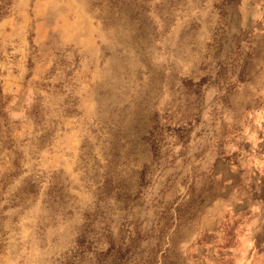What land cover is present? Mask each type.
<instances>
[{
	"label": "rangeland",
	"instance_id": "obj_1",
	"mask_svg": "<svg viewBox=\"0 0 264 264\" xmlns=\"http://www.w3.org/2000/svg\"><path fill=\"white\" fill-rule=\"evenodd\" d=\"M0 264H264V0H0Z\"/></svg>",
	"mask_w": 264,
	"mask_h": 264
}]
</instances>
